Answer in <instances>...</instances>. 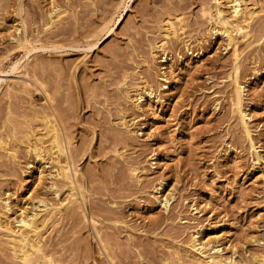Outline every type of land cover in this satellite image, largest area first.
I'll return each mask as SVG.
<instances>
[{"label": "rangeland", "instance_id": "374dc122", "mask_svg": "<svg viewBox=\"0 0 264 264\" xmlns=\"http://www.w3.org/2000/svg\"><path fill=\"white\" fill-rule=\"evenodd\" d=\"M118 1L0 0V79L15 85L10 96L0 94V142L19 146L23 130L35 127V114L53 109L87 192L84 211L94 220L63 209L43 230V250L56 264H172L177 242L198 231L218 240L226 256L255 264L253 255L264 249V12L253 15L250 37L238 43L248 141L230 105L232 51L223 39L209 38L201 17L209 0H126V16L112 36L88 49L92 30ZM52 5L63 16L48 26ZM174 16L183 21L178 39L168 40L165 60L161 52L152 60L164 20ZM15 38L30 41V54L16 47ZM27 55L29 77L12 73L11 63ZM186 56L201 63L173 82L169 65L175 68ZM142 81L151 85V103L145 99L133 111L124 92ZM16 151L15 162L0 151V198L13 195L23 207L34 197L67 198H56L47 181L30 173L38 164L49 173L52 165L23 146ZM133 165L146 173L135 178L128 171ZM168 195L174 198L165 213L156 199ZM9 251L0 243V264H17Z\"/></svg>", "mask_w": 264, "mask_h": 264}, {"label": "bare ground", "instance_id": "6f19581e", "mask_svg": "<svg viewBox=\"0 0 264 264\" xmlns=\"http://www.w3.org/2000/svg\"><path fill=\"white\" fill-rule=\"evenodd\" d=\"M125 4L126 0H119L115 4L112 14L107 17L105 16L100 20L97 26L92 30L90 40L87 39L86 47L88 49H96L95 47H97V45H101L112 36L114 29L122 23L126 16L127 6H125ZM121 8L124 9L122 12H120ZM258 11L264 12V0H253L250 3H245L244 0H209V4L207 3V6L203 7L200 11L201 17H204L208 22L209 38L219 37L223 39L226 46L232 51L234 62L232 66V94L230 105L234 118L237 121L236 124L242 129L248 141H250L251 132L248 127V116L242 109L244 95L243 87L239 81L240 68L237 62L238 43L240 39L246 41L250 37L247 28L249 27L252 18L256 16L255 13ZM61 15L63 16V13L59 11V8L56 5H52L47 13V25L51 26L56 24L55 22H59ZM181 18L182 17L174 16L167 17L164 20V27L162 30L163 39L160 41L159 45L155 46V51L152 48V60H154L155 52H161V54L164 55V60L166 59V44L168 43V40L178 37L177 31L179 27L177 28V26H180V29L182 28L181 23L183 21ZM102 35L104 36L103 38ZM13 40L17 48L26 50L24 52L26 54L29 53L30 49H28V47L30 46V41L27 38H15ZM24 56L25 55H23V57ZM85 56L86 55H84V57ZM22 59L24 58L11 63L12 73L20 74L23 77H29V56L26 57L24 61H22ZM195 63H201V58L186 56L184 59H180L175 68H172V63H169V71L172 81L174 82L176 77L182 75L183 72L185 73L189 71L190 67L195 65ZM125 79L126 77H124V81ZM161 79L162 81L169 83L167 80L168 78ZM21 84L24 85V83ZM21 84L19 83L18 85ZM175 84L173 83V85ZM37 85L42 91V85L36 84V86ZM14 86H10L7 80L0 79V94L2 91H5V94L10 96L13 93ZM131 87H128L124 93L134 111L140 109V103L145 101V99L147 100V97H150L153 94V90L148 81H142L139 84L136 83ZM23 88L26 89L28 87L25 86ZM147 101L146 104L149 105L151 101ZM58 118L59 117L56 116L53 109L50 111L40 110L34 116L35 127H26V129H24L25 131L23 130V133H21V136L17 141L20 140L19 146H23L26 154L33 153L37 161H43V164L52 165L53 170L46 173L48 170L46 169V171L41 167V164H38L33 171H30L31 175H35L39 182L44 180L47 181L48 187L54 191L56 198L60 193H66L67 198L63 201L55 200L54 202H49V200H45L44 198L34 197L29 202V207L19 206L13 195H7L5 198H0V243L11 251V256L17 261V264H56L53 260L54 258L52 259V257L43 250L44 245L42 240L45 232L43 230L55 225L63 215V209L69 210L73 214L78 213L80 219H83L84 221L90 220V222L94 224L92 215L91 217H88L84 211L85 203L87 201V192L77 181L79 171L74 165V159L71 157L72 154L70 153L71 144L68 140L69 137L65 134L64 129L62 128L63 125L61 126ZM120 121L121 126L127 133L126 135H128L131 130L129 129L128 121L125 120L123 113L120 117ZM15 135L16 132L14 130L12 136L16 138ZM17 141L15 140V142ZM15 144L13 147H10L9 142H0L1 156L7 161L15 162L18 157V150L16 151V148L19 146L18 144ZM251 154L258 161L262 160L259 151L253 147ZM233 159L236 160L235 158ZM128 171L137 179L140 175L146 173L143 168L135 165L131 166ZM157 191L158 189L155 190L156 193ZM173 198V196L168 195L164 196L162 199H156L163 212H169ZM192 211L194 214L200 213L195 207ZM96 235H99L97 230ZM218 242V240L211 239L207 237V235L201 236L199 235V232L196 231L190 234L185 243L177 242L178 245L175 249L173 248L172 251L176 263L172 264H241L233 258L234 253L226 256L223 253V248ZM252 258L255 264H264V249L254 254Z\"/></svg>", "mask_w": 264, "mask_h": 264}]
</instances>
